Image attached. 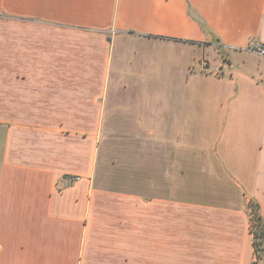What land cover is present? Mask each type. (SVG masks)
I'll return each mask as SVG.
<instances>
[{
	"label": "crops",
	"instance_id": "0c3cea01",
	"mask_svg": "<svg viewBox=\"0 0 264 264\" xmlns=\"http://www.w3.org/2000/svg\"><path fill=\"white\" fill-rule=\"evenodd\" d=\"M252 41L264 0H0V264H252ZM105 131L112 164L144 163L139 188L131 169L102 180ZM141 138L143 151L116 148Z\"/></svg>",
	"mask_w": 264,
	"mask_h": 264
},
{
	"label": "rangeland",
	"instance_id": "374dc122",
	"mask_svg": "<svg viewBox=\"0 0 264 264\" xmlns=\"http://www.w3.org/2000/svg\"><path fill=\"white\" fill-rule=\"evenodd\" d=\"M247 51V50H246ZM249 52V51H248ZM253 53V52H251ZM221 55H225V57L223 58L224 60V64L228 65L232 62V59L228 56H226V50H223V52L221 51ZM256 57H260L262 55H259L257 53L253 54ZM210 55H207V57L205 58L204 56L202 57V63H193L190 66V70L191 72H198V71H202L201 68H207L209 66V62H210V58L208 57ZM221 56H218V58H220ZM205 72V71H203ZM217 73L221 74L222 72L217 71ZM191 101V106L190 108H194L201 106V100L200 99H194L191 97H188V99H182V108L185 106L187 107V102ZM120 132V131H117ZM124 136L128 137V133H132L134 134V137L138 134L141 133L143 136L146 134V132L143 131H129V130H125V131H121ZM192 133H195V131H192ZM105 137L101 146V150L102 152L100 153V157L101 160H103V162H101V167H99V169L103 170L105 172V179H102L104 181H106L108 183V181H110L112 184H118V181H120L119 179H113L111 176L112 171L115 170H119V173H125L127 171H129V169H131L132 173L134 174L133 178H130L131 180L135 181L137 183L138 188L141 186V184L143 183V164L141 162H137V163H127V162H120V163H115L112 164V160H114L113 158V152H114V148L112 145L114 144V140H113V131H105ZM117 143H119L120 146H117V149H136L137 151H143V143H144V139H133V143L134 145L129 146V143L126 142V140L124 142H122V140H117ZM142 168V170H141ZM130 171V172H131ZM140 189H143V187H141ZM259 264V263H258Z\"/></svg>",
	"mask_w": 264,
	"mask_h": 264
},
{
	"label": "trees",
	"instance_id": "16d2710c",
	"mask_svg": "<svg viewBox=\"0 0 264 264\" xmlns=\"http://www.w3.org/2000/svg\"><path fill=\"white\" fill-rule=\"evenodd\" d=\"M250 231L252 233V245L255 260L252 264H263L264 255V218L259 211L258 204L250 202Z\"/></svg>",
	"mask_w": 264,
	"mask_h": 264
},
{
	"label": "built area",
	"instance_id": "2783aa9c",
	"mask_svg": "<svg viewBox=\"0 0 264 264\" xmlns=\"http://www.w3.org/2000/svg\"><path fill=\"white\" fill-rule=\"evenodd\" d=\"M246 50L264 56V43L260 41H252L246 46Z\"/></svg>",
	"mask_w": 264,
	"mask_h": 264
}]
</instances>
